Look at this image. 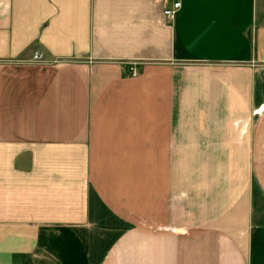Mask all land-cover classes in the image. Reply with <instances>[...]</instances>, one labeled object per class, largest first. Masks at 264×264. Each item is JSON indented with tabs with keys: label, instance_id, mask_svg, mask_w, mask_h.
<instances>
[{
	"label": "crops",
	"instance_id": "crops-1",
	"mask_svg": "<svg viewBox=\"0 0 264 264\" xmlns=\"http://www.w3.org/2000/svg\"><path fill=\"white\" fill-rule=\"evenodd\" d=\"M162 9L0 0V264H264V0Z\"/></svg>",
	"mask_w": 264,
	"mask_h": 264
},
{
	"label": "built area",
	"instance_id": "built-area-1",
	"mask_svg": "<svg viewBox=\"0 0 264 264\" xmlns=\"http://www.w3.org/2000/svg\"><path fill=\"white\" fill-rule=\"evenodd\" d=\"M156 1H161L163 3L162 13L168 19L172 18L175 12L180 7V0H156ZM129 69L131 72H134L136 69L135 64L132 63Z\"/></svg>",
	"mask_w": 264,
	"mask_h": 264
},
{
	"label": "rangeland",
	"instance_id": "rangeland-1",
	"mask_svg": "<svg viewBox=\"0 0 264 264\" xmlns=\"http://www.w3.org/2000/svg\"><path fill=\"white\" fill-rule=\"evenodd\" d=\"M129 72H130V73H135V72H136V69H135L134 72H131L130 69H129ZM259 108H260V107H258V109H259ZM261 108H262V106H261ZM258 109H257V110H258ZM257 110L255 109L253 112H256ZM152 203L154 204L153 207L156 208V205H155L156 200H155V199H152ZM154 224H156V221H152V220H150V221H147L146 224H143V225H144L145 228L147 227V228H149V229H151V230H154V229H156V225H154Z\"/></svg>",
	"mask_w": 264,
	"mask_h": 264
}]
</instances>
